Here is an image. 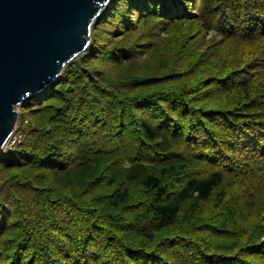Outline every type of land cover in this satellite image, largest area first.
Wrapping results in <instances>:
<instances>
[{
	"label": "trees",
	"instance_id": "16d2710c",
	"mask_svg": "<svg viewBox=\"0 0 264 264\" xmlns=\"http://www.w3.org/2000/svg\"><path fill=\"white\" fill-rule=\"evenodd\" d=\"M0 264H264V0H111L0 151Z\"/></svg>",
	"mask_w": 264,
	"mask_h": 264
},
{
	"label": "water",
	"instance_id": "95a60500",
	"mask_svg": "<svg viewBox=\"0 0 264 264\" xmlns=\"http://www.w3.org/2000/svg\"><path fill=\"white\" fill-rule=\"evenodd\" d=\"M110 0H0V151L21 104L52 85L89 47Z\"/></svg>",
	"mask_w": 264,
	"mask_h": 264
},
{
	"label": "rangeland",
	"instance_id": "374dc122",
	"mask_svg": "<svg viewBox=\"0 0 264 264\" xmlns=\"http://www.w3.org/2000/svg\"><path fill=\"white\" fill-rule=\"evenodd\" d=\"M111 1V0H110ZM138 39H137V37H136V35H134L133 36V38H132V40H131V42L133 41V42H136ZM150 48V46L147 48V49H149ZM143 49H146V47H143ZM148 62H150V61H148ZM152 62V61H151ZM150 62V63H151ZM146 64V66H147V63H145ZM6 150V149H5Z\"/></svg>",
	"mask_w": 264,
	"mask_h": 264
},
{
	"label": "built area",
	"instance_id": "2783aa9c",
	"mask_svg": "<svg viewBox=\"0 0 264 264\" xmlns=\"http://www.w3.org/2000/svg\"><path fill=\"white\" fill-rule=\"evenodd\" d=\"M15 139H16V133L14 134V138H13V140L9 143V145H11Z\"/></svg>",
	"mask_w": 264,
	"mask_h": 264
},
{
	"label": "snow or ice",
	"instance_id": "6c2138e0",
	"mask_svg": "<svg viewBox=\"0 0 264 264\" xmlns=\"http://www.w3.org/2000/svg\"><path fill=\"white\" fill-rule=\"evenodd\" d=\"M162 2H167V0H162Z\"/></svg>",
	"mask_w": 264,
	"mask_h": 264
},
{
	"label": "clouds",
	"instance_id": "9594fccd",
	"mask_svg": "<svg viewBox=\"0 0 264 264\" xmlns=\"http://www.w3.org/2000/svg\"><path fill=\"white\" fill-rule=\"evenodd\" d=\"M15 133H16V131H15ZM8 146H9V145H8ZM6 148H7V147H6ZM6 148H5V149H6Z\"/></svg>",
	"mask_w": 264,
	"mask_h": 264
}]
</instances>
